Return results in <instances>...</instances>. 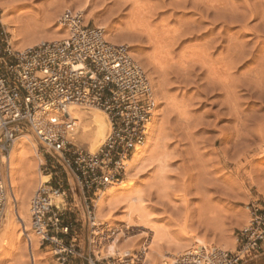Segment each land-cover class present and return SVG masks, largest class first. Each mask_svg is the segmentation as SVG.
Listing matches in <instances>:
<instances>
[{
  "label": "rangeland",
  "instance_id": "1",
  "mask_svg": "<svg viewBox=\"0 0 264 264\" xmlns=\"http://www.w3.org/2000/svg\"><path fill=\"white\" fill-rule=\"evenodd\" d=\"M195 1L0 0V61L7 58L6 48L12 51L24 50L40 42L42 38H48L47 35L52 36V30L59 27V17L65 10H80L89 25L105 26V38L109 33L116 39V43L128 47L130 55L147 71L155 92L159 145L157 155L160 161L149 166L137 183L141 189L142 203L148 209L151 221L156 228L162 229L166 241L174 246L172 249L183 245V242L195 246L197 243L193 244V241L201 239L204 245L223 247L234 252L238 246V230L249 224L256 210H264V151L260 148L264 147V141L254 139L257 134L264 137V100L258 98L259 93L251 96V92H246L240 84L250 76L253 79L254 71L251 70L256 69L259 59L231 65H224V59L227 56V46H234V43H243L241 45L246 54L256 52L257 47L259 52L256 55H264V34H261L264 27L259 24L261 12L255 17L249 16L248 12L252 5L253 10L258 9L257 6L264 7V0H217L218 3L215 1L211 4H218L213 6L214 9L209 6L211 0L209 3L208 0ZM198 1L200 3L197 4ZM244 5L249 7L245 8ZM233 10L235 14L245 11V18H250L243 20L245 22L241 19L238 21L239 16L233 18ZM177 28L181 29H178V35L174 33ZM251 28L260 30V37L255 38L257 31ZM32 41L34 43L30 46L15 48L19 43ZM200 51L207 55L202 56ZM159 56L167 62H162V68L153 62ZM181 64L186 67L183 68ZM211 67L220 72L218 82L208 75ZM248 72L250 76L245 78ZM229 74L231 78L228 80L234 81V84L230 81L231 90L227 92L220 88L219 82L227 79L226 75ZM230 105H235L236 114L245 121V125L242 126L237 115L229 109ZM82 110L102 111L97 108ZM102 113L110 130L107 114L104 111ZM237 131L241 138L236 135ZM23 132L34 139L40 156L39 161L35 160L39 170L42 161L40 146L30 129ZM72 141L88 149L87 143L76 139ZM40 173L44 175V172ZM68 183L73 185L71 177L68 181L64 180V189L69 186ZM38 184L36 180L28 195L30 199ZM57 201L64 207L70 220H77L74 243L81 255L74 259L68 258V264H89V257L103 258L104 261L126 252L135 254L143 246L149 247H146L147 257L151 255V239L140 232L141 228L130 225H127L130 228L128 235L117 231L112 241L100 248L96 247L91 241V227L84 215L82 198L66 191ZM96 211L98 212L97 206ZM107 212L109 210L102 216L97 213V221H102L100 217H106ZM123 213L122 208L115 210L105 224L110 228L113 224H124ZM0 226L1 229L2 220ZM19 227L21 229L20 225ZM63 239L69 242L70 238L66 235ZM21 242L16 249L9 248L8 245L5 249L2 247L5 252L2 250L0 253V264H30L23 236ZM112 242L116 245L110 249ZM117 245L120 247L118 251ZM164 245L168 249L167 244ZM165 246H159V249L164 252L167 250ZM260 246L257 254H252L237 264H264V241ZM189 248L185 247L174 256L181 255ZM172 249L170 252L174 250ZM109 250L113 252L109 254ZM37 252L41 258L40 264H59L57 255L47 242L41 243L40 240ZM170 252L161 257L156 254L150 257L156 256V264H163L174 257Z\"/></svg>",
  "mask_w": 264,
  "mask_h": 264
},
{
  "label": "built area",
  "instance_id": "2",
  "mask_svg": "<svg viewBox=\"0 0 264 264\" xmlns=\"http://www.w3.org/2000/svg\"><path fill=\"white\" fill-rule=\"evenodd\" d=\"M59 25L66 30L64 38L40 41L20 51L6 48L7 58L0 61V221L8 200L3 160L16 137L30 129L42 154L39 170L48 177L31 197L30 228L41 243L52 246L59 264H68V258L79 256L74 243L77 220L67 217L55 195L67 191L82 198L92 243L98 248L106 244L111 231L102 234L109 226L98 224L96 201L109 184L124 177L126 162L145 141L156 97L147 71L128 47L108 41L103 29L85 22L82 11L65 10ZM70 105L107 114L110 130L95 150L67 137L73 127L66 111ZM69 177L73 185L64 189ZM66 235L69 242L63 239ZM236 240L234 252L181 254L171 264H200L201 259L203 264H237L257 254L264 241V210L253 213ZM144 252L142 247L135 254L87 261L143 264Z\"/></svg>",
  "mask_w": 264,
  "mask_h": 264
},
{
  "label": "bare ground",
  "instance_id": "3",
  "mask_svg": "<svg viewBox=\"0 0 264 264\" xmlns=\"http://www.w3.org/2000/svg\"><path fill=\"white\" fill-rule=\"evenodd\" d=\"M204 1L206 2L207 0H204ZM215 1H217V0H214V1L211 0V3H209L210 1L208 0L207 3H209L210 4L209 6H211V4H213L212 2H215ZM181 2H183V1H181ZM195 3H196V1H195ZM198 3H200V2L198 1L197 4ZM215 3H218V1ZM220 4L222 5V2ZM214 5H216V4H214ZM214 5H212L210 8L214 9V7H213ZM245 6L246 5H244V7ZM252 6H251V8L249 6H248L249 8L245 7V8H248V10H249L248 12H250L249 16L251 15V16L255 17V16L261 14L260 15L261 16L260 17L261 22L260 23L258 22V23L264 27V7L260 8L257 6L258 9L253 10L254 7L252 8ZM262 6H264V5H262ZM220 7H218V8H220ZM210 8L208 7V9H210ZM218 11L221 12L222 10H218ZM233 11H234L233 12V15H234L235 10H233ZM259 11L261 13H259ZM213 12H214V10H213ZM242 12L243 11H241V13L238 12V14H235L233 18L235 19V18H238V16H239V18L237 19L238 21H240L239 19H241L242 21L243 20L247 21L250 17L248 16L249 18L246 19L245 14H244L245 11L243 13ZM218 13H216V14H218ZM220 14H222V13H220ZM246 17H247V15H246ZM231 19H232V17H231ZM245 21H243V22H245ZM231 22H232V20H231ZM58 23H59V20H58ZM213 23H214V21H213ZM259 24H257V26H259ZM58 26L59 27L52 30L53 31L52 36L49 37L48 35L47 36L45 35L48 38H46V39L42 38V40L41 39L40 40L41 41H43V39L44 40H56V39L64 38L66 36V30L63 27H61V25H58ZM97 27H99L103 30L105 29V26H103V25H98ZM244 27H246V26H244ZM254 27H256V26H254ZM178 29L181 30L180 28H177V30L175 29L174 33L177 34L179 32ZM251 30L257 31V28H253V29L251 28ZM52 31H51V33H52ZM259 31L260 30H258L256 33L254 32L255 33L254 36L256 35L255 38L260 37ZM261 32H263L261 34H264V29H261ZM106 37H107L106 39L112 43L117 42L116 39L109 33L106 35ZM258 39L262 40L263 38H258ZM229 42H230V40H229ZM33 43H34V41L28 42V43H19L18 45H15V48H17V49L21 48L22 49L23 47L30 46ZM159 43L161 44V41ZM233 43H234V41H233ZM241 44H243V43H241ZM241 44L240 43L239 44L234 43V46H232L233 44L229 45L230 47L227 46V54H226V52L224 53L227 55L226 58L224 59L225 64L222 61L223 59L221 61L223 62L224 65H226V64L231 65L233 63L241 62V61H244V62L249 61V60L257 61V58H258L259 60L257 62L256 69L251 70V72L254 71L252 74L253 79L249 75V72H248V75H245L246 74L245 73L244 74L246 76L245 78H247V76H250V77L248 79H245V81H243V83H240V84H241V87H244L243 89H245L246 92H251V94H250L251 96H254L257 93H259V94H257L258 98L260 100L261 99L264 100V98H263L264 97V94H263L264 93V75H262V74H264V55H262L261 57L260 56L258 57V55H256V52L259 50V49H257V47H256V50H257L256 52L251 53V54L248 53L249 54L248 55L245 53L246 51L244 50V46ZM262 49H264V48H262ZM203 52L204 51H200L199 53L202 56L203 55L206 56L207 54H202ZM200 58L203 59V57H200ZM199 59H197V60L200 61ZM164 61H165V59L161 60V58L159 56V58H157L153 62H155V64L160 67L163 64L167 63L166 61H165L166 63ZM162 62H163V64H162ZM200 62L202 63V61H200ZM181 66H183V65L181 64ZM162 67H160V68H162ZM184 67H186V66H183V68ZM209 69H210V73H208V75H211L213 77L212 79H215L218 82L217 79H218V76L220 75V72L216 71L214 69V67L213 68L211 67ZM211 69H213V70H211ZM225 73H226V71H225ZM244 75H243V78H244ZM229 76H230V74L228 76L226 75V77H228V78L227 79L225 78L226 80L223 78L224 80L219 82L220 88L221 87L224 88L227 92H230V90H231V88H230L231 87L230 86L231 80H228L231 77H229ZM212 79L210 78V80H212ZM219 79H220V77H219ZM232 82L234 84V81H231V83ZM214 87H215V84H214ZM259 95H260V97H259ZM261 96H263V97H261ZM234 106L235 105H230L229 109H231L232 112H234L233 113L234 115H237L236 114L237 108H235ZM155 110L156 109H154L150 123H149V130H148L145 141L140 146L136 147V150L132 153V155L129 157L128 161L126 162V165H125L126 170H125L124 177L116 183L109 184L105 188L104 191L100 192V196L98 197V200L96 201V206L98 209V212L96 211V214L98 213V215L102 216V215H104L103 214L104 212L106 213V211L109 210V213L107 212L108 215L106 214L107 215L106 217L105 216L100 217V219L102 218V221L101 220L98 221L99 222L98 224H105L109 221V219L112 216V213L115 210L122 208L123 212H124L123 213V216H124L123 222L125 221V223L124 224H116V225L113 224L112 228L109 227L108 229H105L102 232V234L106 235V234H109V232L111 231L110 232L111 234H109V236H108L110 238L108 241H112L114 239L115 234H116L115 232H117V231L118 232H124L123 234H126V235H128L130 233V231H129L130 228L127 225L139 227V228H141V229H139L140 232L143 233L146 237L150 238L151 239L150 242H153V246H152V248H150L151 253L149 252V254H151L150 256H153L154 254H156L157 257H159V256L161 257V256H163L162 254L170 252V250L174 246L169 244L168 240H167L168 241V243H167L166 238H164V234L162 233V229L161 228L159 229L158 227H157L158 228L157 229L156 225L153 224V221H151V218L149 217V214L147 211L148 209L146 210V207L142 203L143 197L141 196V192H140L141 189L138 188L139 185L137 184L138 180L140 179L141 176H143L146 173L149 166L158 162V160H159L158 155H157V152L159 151L157 149L159 146L158 145V132H157L158 130L156 129L157 113ZM66 111L68 113V117L70 119L71 125L73 126L72 129H69L66 133L68 138H70L72 140L73 139L80 140L84 143H87L88 149H90L91 151L94 150L96 147H98L104 141V139L106 137V133H107V131H109L108 130L109 124H108V121H107L105 115L102 113V111H84V110H82L81 106H76V105L67 106ZM238 116L239 115H237V118L239 119ZM239 122L242 124V126L245 125L243 123L245 121L244 120L242 121L241 117L239 119ZM241 124H240V126H241ZM237 130H238V128H237ZM238 131L236 134L237 136L240 135L238 133ZM239 138H241V137H239ZM254 139H258L261 142L264 141L263 135L257 134V136L254 137ZM260 148L261 149L263 148L261 151H264L263 146H260ZM36 159H38V161H39L40 156H39L38 152L36 151L34 139L28 133L23 132V133H20L16 137V139L14 140V143L11 146V149L9 150L8 155L3 160V162H4L3 171H4V175H5V180L7 182L6 193H7L8 200H7V205H6V208L4 211V217L1 219L2 220V228L0 229V253L3 250V248L5 249V246L7 247V245L9 248L13 247L16 249V247H18L22 243L21 240H22V236H23L25 241H26L25 247H26L27 253L29 254L30 264H40L41 258L38 255L37 247H38L41 239L38 235L33 233V231L30 228V200L31 199L29 198L30 196H28V195L30 194L29 192L32 190L33 184L35 183L36 180L39 183L46 180V176L41 174L40 171L38 170V167L36 166V163H35ZM14 190H16V192ZM54 199H55V202L58 203L57 200L61 199V195H58V194L55 195ZM98 215H96V216H98ZM19 225L21 226V229H20ZM188 235H189V233H188ZM171 240H174V239H171ZM200 240L201 239H195V241H193V244L197 243V245H195V246H190L189 242L186 244H184V242H183V245L175 246V248H173L174 250L172 249L173 251L170 252V254L173 256L177 255L175 253L180 252L185 247H188V248L190 247V248H189V250L181 253L182 255L183 254H188V255L222 254V252L227 251L223 247L221 248V247L212 246V245H204V244H202L204 242L202 241V243H201ZM173 242H171V243H173ZM198 242H200L201 244H198ZM164 243L167 244L168 249L166 248ZM229 244H230V242H229ZM113 245H116V244H114L112 242V243H110V246L109 245L108 246L111 249L112 247H114ZM159 246H165V248L167 250L163 252L162 250L159 249ZM117 247H119V246L117 245ZM117 247H115V248H117ZM126 247H128V245ZM143 247L145 248L144 253L145 254L148 253L147 251H148L149 247L146 246V247H148L147 251H146V247L145 246H143ZM200 247L202 248L201 249L202 251H200V249H199ZM119 249H120V247L117 248V251ZM115 250H114V253H115ZM18 251L20 253H22L19 248H18ZM109 252L111 253L113 251L109 250L108 253ZM124 254H130V253L126 252ZM147 256L148 255L146 254V257ZM149 257H147V259H145L143 261V264H156V262L154 261L156 256L154 258L150 257V259H149ZM174 257H176V256H174ZM174 257H172L170 259L168 258L170 262L164 261L163 264L173 263ZM199 262H200V264H203L204 261L201 259ZM133 264H138V262H133Z\"/></svg>",
  "mask_w": 264,
  "mask_h": 264
},
{
  "label": "crops",
  "instance_id": "4",
  "mask_svg": "<svg viewBox=\"0 0 264 264\" xmlns=\"http://www.w3.org/2000/svg\"><path fill=\"white\" fill-rule=\"evenodd\" d=\"M79 256L81 255V254H78Z\"/></svg>",
  "mask_w": 264,
  "mask_h": 264
}]
</instances>
